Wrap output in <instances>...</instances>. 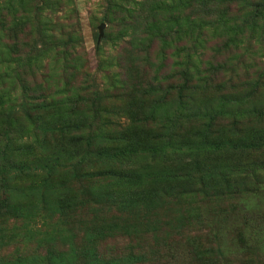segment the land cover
Listing matches in <instances>:
<instances>
[{"label": "rangeland", "instance_id": "rangeland-1", "mask_svg": "<svg viewBox=\"0 0 264 264\" xmlns=\"http://www.w3.org/2000/svg\"><path fill=\"white\" fill-rule=\"evenodd\" d=\"M11 1L0 0V100L3 103L0 106L11 111L13 118L17 116L20 119L21 126L17 128L28 126L34 130L42 116L50 125L47 111L43 114L35 112L33 104H46V107L54 104L51 108L55 110L54 107L67 103V110L63 113L71 118L69 111L73 102L79 104L78 111L83 110L103 133L116 139L122 137L119 134L126 128L134 130L143 126L149 138L156 131L165 134L170 130L177 136L175 140L179 144L184 142L189 146L193 141L192 132L198 135L210 128L209 140L218 147L228 145L232 141L231 134L264 127L261 91L254 105L247 107L241 103V111L226 105V102L231 103L230 99H243L248 95L252 82L260 80L264 84V36L253 35L246 28L242 32L227 33L226 27L216 25L232 22L230 30L237 29L238 24L249 18L251 6L260 0H233L231 4L227 1L229 8L220 0H208L206 7L188 3L190 0H178L181 2L179 6L174 5L177 10L163 15L155 7L163 6L160 4L162 1L170 3L172 0H43L45 8L37 16L33 13L37 0H23L24 7L21 0H14L17 9L9 10ZM140 9L153 10L155 16L171 23L181 22L185 29L194 25L195 30H186V35L172 39L177 29L168 26L170 38L167 35L166 44L160 38L148 53L145 49L134 52V44L139 46L142 43L138 34L141 39L144 37L143 27L139 28V22L144 21L138 13ZM129 10L135 12L134 18H131ZM196 22L210 27L200 30ZM102 24H105L104 35L99 41ZM151 87L155 89L154 97L149 95ZM191 94L196 102L194 100L190 105ZM162 96L173 104L160 110L158 116H150V102ZM86 109L91 112L87 113ZM210 123L212 127H207ZM56 124L58 126L59 123ZM235 125L239 126L237 132ZM69 140L63 144L65 151L73 150L68 145ZM17 146L14 143V147ZM184 151L181 154L183 160L187 156ZM16 155L13 161L26 159V156ZM66 156L61 160L62 164L75 163ZM174 159L177 161L179 156ZM259 160L264 161V157ZM103 165L102 162L98 169ZM240 172L244 173L243 170ZM253 173L250 181L257 180L263 190L246 195L242 199L244 205L238 211L232 210L228 203L213 199L212 195L173 198L168 205L170 210L159 211L160 220L153 222L160 226L171 225L181 217L179 227L182 230L172 238L165 236L163 240L162 232L143 233L134 241L133 237H122L116 242L103 244L100 254L116 258L128 254L131 248L137 251L135 248L140 245L141 250L138 251L143 250L142 254L159 249L152 258L153 264H199L193 256L194 246L208 248L211 254L207 263L220 246L227 253L222 264H264V242H259L258 237L251 240L254 252L246 260L243 257L245 251L236 247L239 233H249L253 224L264 219L263 162ZM98 208L99 205L94 203L88 214L82 210L77 214L69 213L72 229H76L83 219H90L92 209ZM106 211L114 215L110 216L112 220L117 215L115 209L106 208ZM214 212L219 217H215ZM14 224L19 226L16 228ZM22 226L21 221L13 220L5 228L17 230L16 238L19 237L20 242L27 235ZM41 226L43 224L40 223L33 228ZM30 228L34 231L33 239L26 241L30 242L27 246L33 250L34 240H39V230L45 228ZM164 244H172L174 253L161 248ZM15 252L11 247L3 255Z\"/></svg>", "mask_w": 264, "mask_h": 264}, {"label": "trees", "instance_id": "trees-1", "mask_svg": "<svg viewBox=\"0 0 264 264\" xmlns=\"http://www.w3.org/2000/svg\"><path fill=\"white\" fill-rule=\"evenodd\" d=\"M37 1L33 11L35 16L40 15L45 8L43 0ZM227 1L231 4L233 0H220L223 6L229 8ZM21 2L24 7L23 0ZM191 2L206 7L208 0H190L188 3ZM179 3L181 2L178 0L170 3L162 1L160 4L163 6L155 7V10L160 15L174 13L177 10L174 5L179 6ZM12 9H17L14 0L9 6V10ZM138 11L144 18L143 22L138 21L141 25L139 28L143 27L144 37L141 39L142 36L136 31L142 43L139 46L134 44V52L145 49L148 53V49L160 38L166 44L167 35L170 38L167 34L168 26L173 27V30L177 29L173 32L172 39L186 35V30H195L194 25L188 31L181 22L171 23L157 17L153 10ZM129 12L131 18H134L135 12ZM231 23L221 22L216 25L226 27L227 33L242 32L246 28L253 35L264 36V0L251 6L249 18L238 24L237 29L230 30ZM21 25L24 26V23L21 22ZM196 25L200 30L210 27L203 22H196ZM252 86L251 92L243 99L233 98L229 100L231 103L226 102L228 108L241 111V103L247 107L252 103L254 105L259 91L264 97V84L260 80L252 82ZM153 89L151 87L149 90L151 97L155 96ZM189 98L191 105L195 99L192 94ZM172 104V101L162 96L152 100L149 107H146L149 108L150 116H158L160 110L166 106L169 108ZM0 105H3L1 100ZM53 106L54 104L47 107L46 104L32 105L35 112L43 114L47 111L51 125L42 116L36 122L34 130L28 126L17 128L21 126L20 119L17 116L13 118L11 111L0 106V264H153L152 258L159 249L142 254L143 250L138 251L139 245L135 248L137 251L131 248L128 254L116 258H107L100 254V250L103 244L110 241L116 242L122 237H133L134 241L135 238L142 237L143 233L162 232L163 240L165 236L172 238V235L182 230L179 227L181 217L177 223L171 225L166 223L160 226L153 222L155 219L160 220L159 211L170 210L168 205L173 198L180 199L184 195L189 198L200 194L209 197L212 195L213 199L228 203L227 206L238 211L244 205L242 199L246 195L263 190L257 180L250 179L260 163L263 162L264 165V161L259 160L264 157V127L231 134L232 141L218 147L209 140L210 128L198 135L192 132L193 141L186 146L184 142L179 144L175 140L177 136L170 130L165 134L156 131L149 138L143 126L134 130H130L131 127L126 128L119 134L122 137L116 139L103 133L83 110L78 111V103H72L69 111L71 118L63 113L67 110V103L54 107L55 110L51 108ZM189 107L191 111L192 107ZM86 111L91 112L90 109ZM56 123H59L58 126ZM206 126L212 127V124ZM238 127L235 125L236 132ZM68 139V145L73 150L65 151L63 144ZM14 143L18 145L16 148ZM214 150L221 151L216 155ZM183 151L187 153L184 160L181 158ZM16 154L26 156V159L13 161ZM176 155L179 156L177 161L174 159ZM65 156L69 160H75V163L62 164L61 160ZM102 162V169H98ZM242 170L244 173L240 172ZM91 183L96 185L92 186ZM94 203L99 205L98 211L92 209L90 219H83L76 229H72L69 213L77 214L82 210L88 214ZM106 208L117 210L113 220L110 216L114 215L108 214ZM213 215L219 217L216 212ZM13 220L21 221V228L26 230L27 235L23 241L19 242V237L16 238L17 230L15 232V229L5 228ZM263 220L259 219L258 223L253 224V230L249 233L241 232L238 235L239 244L236 247H241L242 252L245 251L244 260L254 252L251 242L254 237H258L259 242H264V225H260L264 224ZM40 223L45 230H39V240H34L35 247L30 250L27 246L30 242L26 241L33 239L34 231L30 226L33 230L41 229L33 228ZM14 225L16 228L19 226ZM21 228L18 229L22 230ZM213 234L218 237L215 232ZM11 247L16 252L3 255ZM161 248L168 249L167 252L175 251L172 244L161 245ZM194 248L193 256L199 264H222L227 255L219 246L207 263L206 260L211 254L208 248ZM146 254L150 256L147 257Z\"/></svg>", "mask_w": 264, "mask_h": 264}, {"label": "water", "instance_id": "water-1", "mask_svg": "<svg viewBox=\"0 0 264 264\" xmlns=\"http://www.w3.org/2000/svg\"><path fill=\"white\" fill-rule=\"evenodd\" d=\"M104 28H105V24H102L100 27V35H99V41H101L103 35H104Z\"/></svg>", "mask_w": 264, "mask_h": 264}]
</instances>
